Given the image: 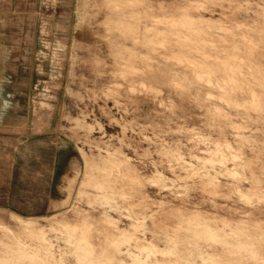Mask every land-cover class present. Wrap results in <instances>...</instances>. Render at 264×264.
<instances>
[{"label": "rangeland", "instance_id": "obj_1", "mask_svg": "<svg viewBox=\"0 0 264 264\" xmlns=\"http://www.w3.org/2000/svg\"><path fill=\"white\" fill-rule=\"evenodd\" d=\"M0 65V264H264V0H0Z\"/></svg>", "mask_w": 264, "mask_h": 264}, {"label": "crops", "instance_id": "obj_2", "mask_svg": "<svg viewBox=\"0 0 264 264\" xmlns=\"http://www.w3.org/2000/svg\"><path fill=\"white\" fill-rule=\"evenodd\" d=\"M8 68L4 69V65H0V79H7L13 76L10 66ZM3 69L8 71V73H3ZM1 97L0 95V102L3 101ZM0 121L2 122L0 124L3 125L7 122V118L0 116ZM38 142L48 146V135H14L3 132L0 129V185H5V183L9 182L6 176L11 177L13 174L20 176L23 174L25 177H31L36 172L40 173L42 171L40 168L31 167L30 164L31 157L36 153ZM49 145L52 144L50 143ZM5 211L8 215L9 212Z\"/></svg>", "mask_w": 264, "mask_h": 264}, {"label": "bare ground", "instance_id": "obj_3", "mask_svg": "<svg viewBox=\"0 0 264 264\" xmlns=\"http://www.w3.org/2000/svg\"><path fill=\"white\" fill-rule=\"evenodd\" d=\"M57 1V0H56ZM247 12V11H246ZM208 14V13H207ZM254 15H255V13H253ZM252 14V15H253ZM257 14V13H256ZM220 16V15H219ZM47 20V19H46ZM205 24H207L206 22H205ZM203 25V24H202ZM210 28V27H209ZM184 29V28H183ZM214 29V28H213ZM217 29V28H216ZM219 29V28H218ZM183 37V36H182ZM210 37V36H209ZM243 37V36H242ZM184 38V37H183ZM76 40H77V38H76ZM169 41V40H168ZM167 41V42H168ZM173 42V41H172ZM169 43V42H168ZM76 48L78 47V40L76 41ZM167 44V43H166ZM165 44V45H166ZM169 48V47H168ZM150 49V48H149ZM45 54V52L43 51L42 53H41V55H44ZM40 57V56H39ZM43 57H46L45 55L43 56ZM175 61V60H174ZM75 63H76V57H75V55H73L72 54V58L70 57V59L67 61V63H66V67L64 66L62 69H63V74L61 75V77H63V79H64V73H65V70H66V68H67V66H68V64H69V67H70V70L68 71L69 72V78L70 79H72L73 80V78L75 77V74H74V65H75ZM235 63V62H234ZM38 65V64H37ZM38 71L39 72H41L42 71V69L40 68V69H38ZM37 71V72H38ZM226 71V70H225ZM235 71V70H234ZM263 72V71H262ZM249 73H250V71H249ZM235 74V73H234ZM262 75V74H261ZM67 77V76H66ZM227 77V76H226ZM228 77H230V76H228ZM68 78V77H67ZM68 78V79H69ZM203 78V77H202ZM70 79H69V81H70ZM216 79V78H215ZM65 80V79H64ZM210 80V79H209ZM215 81V80H214ZM214 81H212V83L214 82ZM217 81V80H216ZM230 82V81H229ZM232 82H233V80H232ZM178 84V83H177ZM215 84H216V82H215ZM114 85H116V84H114ZM68 86V85H67ZM216 86V85H215ZM65 87V86H64ZM76 89V88H75ZM185 89V88H184ZM217 90H218V88H217ZM142 92V91H141ZM141 92H139V93H141ZM224 92H225V90H224ZM85 93V92H84ZM162 94V93H161ZM82 95H84V94H82ZM76 96V95H75ZM88 96V95H87ZM103 96V95H102ZM107 97V96H106ZM207 97V96H206ZM85 98V97H84ZM256 98V97H255ZM57 99H58V97H57ZM74 99V98H73ZM90 99V98H89ZM91 99H93V98H91ZM100 99V98H99ZM94 100V99H93ZM72 101V100H71ZM78 102V101H77ZM79 103V102H78ZM103 103V102H102ZM113 103V102H112ZM115 103V102H114ZM60 104V103H59ZM71 104V103H70ZM92 104V103H91ZM72 105V104H71ZM83 105V104H82ZM93 105V104H92ZM42 105H40V107H41ZM60 106V105H59ZM91 106V105H90ZM72 107V106H71ZM93 107V106H92ZM117 107V106H116ZM25 108H27V107H25ZM37 108V110H42V108H38V107H36ZM242 108V107H241ZM240 108V109H241ZM70 109V108H69ZM22 110H24V108L22 109ZM31 110V109H30ZM37 110H35V111H37ZM53 111H55V108H54V106H53ZM30 112V111H29ZM99 112V111H98ZM102 112H103V110H102ZM29 114V113H28ZM75 114V113H74ZM79 114V113H78ZM104 114V113H103ZM220 114H222V113H220ZM30 116V115H29ZM75 116V115H74ZM94 116V115H93ZM218 117V116H217ZM27 119V118H26ZM99 119V118H98ZM60 120V119H59ZM93 120V119H92ZM28 121V120H27ZM66 121V120H65ZM24 123H26V122H24ZM110 123V122H109ZM28 124V123H27ZM27 124H24V125H26L27 126ZM214 124V123H213ZM25 126V127H26ZM29 126V125H28ZM59 126V125H58ZM112 126V125H111ZM238 126V125H237ZM96 127H98V126H96ZM116 127V126H115ZM14 128V127H13ZM12 128V129H13ZM24 127H21V128H16L17 130H18V132H19V130L21 129H23ZM38 128V127H37ZM44 129V130H47V131H49V130H51L52 131V128H51V126H40L39 127V129ZM28 129V128H27ZM59 129L60 128H58V130L57 131H59ZM25 129H23V131H24ZM28 131V130H27ZM121 131V130H120ZM32 135V134H31ZM122 135V134H121ZM40 136V135H39ZM110 136V135H109ZM98 137H100V136H98ZM63 138V137H62ZM65 138V137H64ZM92 139H94V138H92ZM99 139V138H98ZM118 139V138H117ZM68 140V139H67ZM91 140V139H90ZM69 141V140H68ZM109 141V140H108ZM54 142H55V144H57V142L55 141V139H54ZM104 142V141H103ZM143 160V159H142ZM53 169V168H52ZM125 170V169H124ZM146 170V169H145ZM151 172V171H150ZM129 173V172H128ZM136 173V172H135ZM138 176V175H137ZM211 186V185H210ZM156 219V218H155ZM155 221V220H154ZM143 222V221H142ZM141 222V223H142ZM138 223V222H137ZM144 223H145V221H144ZM162 223V222H161ZM139 224V223H138ZM9 233H11V232H9ZM12 234V233H11ZM225 234V233H224ZM234 236V235H233ZM221 237V236H220ZM218 238V237H217ZM222 238V237H221ZM224 238V237H223ZM238 238V237H237ZM227 240H229V239H227ZM226 239H225V241H227ZM154 244V243H153ZM145 246V245H144ZM155 246V245H154ZM168 260H170V259H168ZM195 261V260H194ZM165 262H167V261H165ZM176 263H177V260H176ZM175 263V264H176ZM166 264V263H165ZM179 264V263H178Z\"/></svg>", "mask_w": 264, "mask_h": 264}]
</instances>
